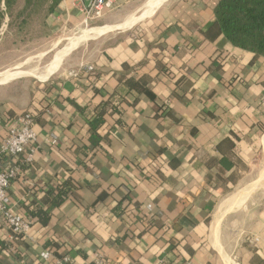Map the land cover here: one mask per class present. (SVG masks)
<instances>
[{
	"label": "crops",
	"instance_id": "1",
	"mask_svg": "<svg viewBox=\"0 0 264 264\" xmlns=\"http://www.w3.org/2000/svg\"><path fill=\"white\" fill-rule=\"evenodd\" d=\"M153 2L114 0L97 20L117 26ZM217 2L160 0L131 26L79 42L42 83L8 88L0 141L31 110L37 150L7 188L31 226L13 237L0 219V264H55L65 255L91 264L95 253L104 264H228L235 216L259 244L240 247L242 264H264V204L248 199L264 189V58L205 36ZM82 19L61 0L48 23L76 31ZM82 66L93 69L77 73ZM94 116L103 117L98 149L88 139ZM45 210L42 224L35 213Z\"/></svg>",
	"mask_w": 264,
	"mask_h": 264
},
{
	"label": "trees",
	"instance_id": "2",
	"mask_svg": "<svg viewBox=\"0 0 264 264\" xmlns=\"http://www.w3.org/2000/svg\"><path fill=\"white\" fill-rule=\"evenodd\" d=\"M60 2L61 0H0V29L6 21L8 30L21 32L36 16H41L42 24L46 26L49 16ZM217 3L211 26L205 32V36L212 40L222 35L234 46L264 58V0H218ZM136 89H141L140 84L136 85ZM98 91L100 92V88ZM89 123L88 139L91 147L98 149L102 139L98 130L103 123V117L94 116ZM171 165L174 166L176 163L173 162ZM70 182L71 180L64 182L54 194L53 206H58L64 201L71 187ZM35 214L42 224H46L50 213L49 210H45L37 211ZM150 215L149 225L154 226L155 215L153 212Z\"/></svg>",
	"mask_w": 264,
	"mask_h": 264
},
{
	"label": "rangeland",
	"instance_id": "3",
	"mask_svg": "<svg viewBox=\"0 0 264 264\" xmlns=\"http://www.w3.org/2000/svg\"><path fill=\"white\" fill-rule=\"evenodd\" d=\"M103 24L104 23H101L100 20H97L96 22L93 21L89 23L87 26L82 24L76 31L58 32L51 30L48 21L45 26L42 24L41 16H36L24 26L21 32H18L17 30H8L7 23L4 21L0 29V73L4 70H13L14 72H22V70H24L30 71L32 74H24L20 77L0 83V99L10 86L14 89L26 90L42 83L43 80H46L53 73L42 80H39L36 76L42 74L56 50L65 46L69 38L79 36L81 32L88 28L103 26ZM55 41L59 42L57 46H54L56 43ZM82 42L87 43L89 40L81 41V43ZM64 59L65 57L61 62V66L63 65ZM259 179L260 185H264V178ZM240 190V188H237L232 194L236 195ZM250 195L251 197L249 196V200L256 199L261 205L264 204V189L252 191ZM237 214L243 219L247 213L240 210ZM245 231H247V223H238L235 216V233L233 232V235L235 234V239L225 241V246L227 249L235 248L236 256H227L226 260L228 264H235V262L236 264H242L245 261L247 255L244 251H240L241 246H259V244H257V239H247L245 237Z\"/></svg>",
	"mask_w": 264,
	"mask_h": 264
},
{
	"label": "built area",
	"instance_id": "4",
	"mask_svg": "<svg viewBox=\"0 0 264 264\" xmlns=\"http://www.w3.org/2000/svg\"><path fill=\"white\" fill-rule=\"evenodd\" d=\"M71 1L72 5L83 13L82 22L85 26L103 17L115 7L114 0H88L87 5L84 0ZM92 69V66H82L77 73ZM77 73L73 75L75 76ZM33 118L34 114L31 110H25L17 115L10 121L7 133L0 141V219L10 228L12 236L19 238H23L27 234L31 226V219L24 218L14 212L7 195V188L20 174L21 166L31 163L36 153L37 135L33 128ZM6 159L7 162L4 163ZM49 255L47 250L41 253L44 259L49 258ZM55 264H71V259L65 255L57 258ZM91 264H104L103 255L95 253Z\"/></svg>",
	"mask_w": 264,
	"mask_h": 264
},
{
	"label": "bare ground",
	"instance_id": "5",
	"mask_svg": "<svg viewBox=\"0 0 264 264\" xmlns=\"http://www.w3.org/2000/svg\"><path fill=\"white\" fill-rule=\"evenodd\" d=\"M160 0H154L153 2V6L150 7V9H148L146 12H144L143 14L137 16L136 18L132 17L127 21H124L120 24H117V26H98V27H92V28H88L86 30H84L83 32H81L79 34V36L73 37V38H69L68 43L61 47L60 49L56 50L53 53L52 58L50 59V61L47 63V66L45 68V70L42 72V74H40L39 76H36L39 80H42L44 78H46L47 76H49L50 74L58 71V69L61 67V62L63 60V58L69 53L71 52L72 49L80 46L79 42L81 41H85L87 39L90 38H94L97 37L100 34L112 31L114 29H117V27L120 28H125V27H129L131 26L138 18L140 19L142 17V15L144 14H148L151 13L153 10V7L157 4V2H159ZM141 16V17H140ZM138 19V20H139ZM56 42V41H55ZM59 42H56L54 44V46H57ZM63 44V43H62ZM75 50V49H74ZM73 52V51H72ZM39 73V72H38ZM29 75L32 74L30 71H24L22 70V72H14L13 70H4L3 72L0 73V83H3L4 81H9L12 80L14 78L20 77L22 75ZM257 182H255L256 184ZM255 187V185H254ZM253 187V188H254ZM251 190V189H250ZM245 193V192H244ZM249 192H247L246 194H248ZM249 195V194H248ZM244 200V199H243ZM246 200V199H245ZM233 201V200H232ZM236 204V203H235ZM233 205V204H232Z\"/></svg>",
	"mask_w": 264,
	"mask_h": 264
},
{
	"label": "water",
	"instance_id": "6",
	"mask_svg": "<svg viewBox=\"0 0 264 264\" xmlns=\"http://www.w3.org/2000/svg\"><path fill=\"white\" fill-rule=\"evenodd\" d=\"M84 3H85V5H87L88 4V0H84Z\"/></svg>",
	"mask_w": 264,
	"mask_h": 264
}]
</instances>
